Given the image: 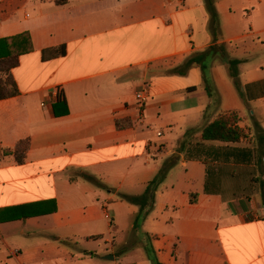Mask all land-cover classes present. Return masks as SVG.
Returning <instances> with one entry per match:
<instances>
[{
	"label": "crops",
	"instance_id": "0c3cea01",
	"mask_svg": "<svg viewBox=\"0 0 264 264\" xmlns=\"http://www.w3.org/2000/svg\"><path fill=\"white\" fill-rule=\"evenodd\" d=\"M213 3L215 40L204 0H0V39L28 32L33 47L11 72L19 95L0 101V210L56 207L0 222V264H151L147 244L159 264H264V0ZM61 45L64 57L41 60ZM212 45L224 47L213 101L199 68L174 72ZM231 112L252 141L199 145ZM22 140L18 165L4 152ZM161 169L135 230L139 207L119 196L142 195Z\"/></svg>",
	"mask_w": 264,
	"mask_h": 264
},
{
	"label": "trees",
	"instance_id": "16d2710c",
	"mask_svg": "<svg viewBox=\"0 0 264 264\" xmlns=\"http://www.w3.org/2000/svg\"><path fill=\"white\" fill-rule=\"evenodd\" d=\"M204 6L207 15L209 16L210 28L214 40L216 39L218 30V16L215 10L213 0H204ZM33 51L31 37L28 32H23L12 37L0 39V101L8 100L19 95V91L15 80L12 76V70L19 65V59L21 56L29 54ZM224 52L222 45H212L206 51L195 54L187 59L180 68L174 72L178 75H185L186 72L192 67L199 68L201 72L202 81L204 84L205 92L209 99L213 101L215 98V92L213 84L208 74V67L210 61L219 54ZM66 54V47L61 45L55 48H49L41 51V60L49 61L55 58L64 57ZM239 60H228L227 70L228 76L231 79L234 87L239 91L240 86L238 79V66ZM239 120L237 114L234 112L219 115L213 122L205 125L200 133L198 144H236L239 143L245 136L243 129L237 126ZM118 129L122 128L120 122H116ZM191 130L185 133V137L190 134ZM264 140H261L263 142ZM29 148V141H19L16 147L11 152H4V154H11L14 161L18 165H22L25 160L26 151ZM167 169H161L155 178L148 183L145 192L140 196H127L120 195L121 201L136 205L139 207V213L135 219V230L141 225L147 214L151 211L153 205V195L157 187L163 182L166 177ZM86 181L92 183L96 187L103 188L101 182L95 177L89 174L80 175ZM39 204H29L25 206L11 207L0 210V222H11L17 220H25L28 218L36 217L39 215L51 213L55 211V204L52 202L53 207L49 211L38 212L36 207ZM90 239H95L90 238ZM145 253L151 262V264H159L157 261L153 249L149 244L145 246Z\"/></svg>",
	"mask_w": 264,
	"mask_h": 264
},
{
	"label": "rangeland",
	"instance_id": "374dc122",
	"mask_svg": "<svg viewBox=\"0 0 264 264\" xmlns=\"http://www.w3.org/2000/svg\"><path fill=\"white\" fill-rule=\"evenodd\" d=\"M208 74H210V66L208 67ZM235 90L237 91V93L239 94V91L235 88ZM238 117V116H237ZM238 120L240 121V119H239V117H238ZM251 125V127L250 128H248L246 131H244V138H243V140L244 139H246L247 138V141L248 142H251L252 141V138L253 137H251L250 138V136L249 135H251L252 134V132H254V130H255V128L253 127V125L252 124H250ZM249 134V135H248ZM254 134V133H253ZM254 136V135H253ZM246 141V142H247ZM145 239H147V240H150V239H148V237H145ZM97 244H99V246H101L102 248H104V244H103V242L102 241H98V242H89L88 244H83V245H81L80 247H79V249L81 250H84L85 249V246H87L88 248H96V246H97ZM84 246V247H83Z\"/></svg>",
	"mask_w": 264,
	"mask_h": 264
},
{
	"label": "built area",
	"instance_id": "2783aa9c",
	"mask_svg": "<svg viewBox=\"0 0 264 264\" xmlns=\"http://www.w3.org/2000/svg\"><path fill=\"white\" fill-rule=\"evenodd\" d=\"M61 97H62V91H61V89L60 88H55V90H54V94H53V100H60L61 99ZM136 99H137V101H138V105L140 106V107H143L144 106V104L147 102V96L145 95V94H143V93H139V94H137L136 95ZM160 134H158V136H159Z\"/></svg>",
	"mask_w": 264,
	"mask_h": 264
},
{
	"label": "water",
	"instance_id": "95a60500",
	"mask_svg": "<svg viewBox=\"0 0 264 264\" xmlns=\"http://www.w3.org/2000/svg\"><path fill=\"white\" fill-rule=\"evenodd\" d=\"M110 260H113V257L112 256H108Z\"/></svg>",
	"mask_w": 264,
	"mask_h": 264
}]
</instances>
